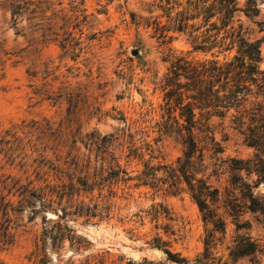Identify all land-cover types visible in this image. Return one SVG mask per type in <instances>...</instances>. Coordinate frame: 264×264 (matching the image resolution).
Masks as SVG:
<instances>
[{"label": "rangeland", "instance_id": "1", "mask_svg": "<svg viewBox=\"0 0 264 264\" xmlns=\"http://www.w3.org/2000/svg\"><path fill=\"white\" fill-rule=\"evenodd\" d=\"M248 1L236 0L241 9ZM250 1L257 14L234 20L246 42L259 43L264 69V0ZM180 10L163 0H0V189L48 186L56 209L43 212L36 201L11 216L13 242L0 249V264H176L165 251L194 264L211 233L216 264H264V214L235 215L224 204L229 161L259 154L233 130V111L209 121L221 153L200 143L195 165L196 177L219 190L223 232L203 221L187 191H166L168 169L144 168L173 166L183 154L179 137L162 128L171 63L211 58L193 51L190 30H175ZM143 172L156 175L148 185ZM253 192L264 201V182ZM244 233L259 252L233 259Z\"/></svg>", "mask_w": 264, "mask_h": 264}, {"label": "trees", "instance_id": "2", "mask_svg": "<svg viewBox=\"0 0 264 264\" xmlns=\"http://www.w3.org/2000/svg\"><path fill=\"white\" fill-rule=\"evenodd\" d=\"M172 8L181 9L176 13L175 30H190L191 45L194 52L211 53V58L199 62L176 58L171 63L165 79L164 101L169 120L163 124L165 132L179 137L184 147L183 154L174 165H160L145 169H168V191L172 195L187 191L197 206L204 222L213 227L214 232H223L224 224L218 217L214 205L219 200V190L206 180L196 177L195 165L202 161L204 143L213 153H221L219 144L212 138L209 121L216 117L222 119L229 111L231 125L243 138L247 147L259 154L253 161L241 162L231 159L228 172L229 189H226L225 206L231 213L239 215L242 209L251 213L264 214V201L254 195V188L264 182V69H261L259 43H248L242 37V27L235 24L234 15L242 12L246 16H255L257 9L248 1L245 9L238 7L236 0H163ZM200 20V26L190 22ZM203 28L197 36L195 32ZM234 50L233 56L218 61V54ZM213 51L217 55H213ZM255 102L247 106V99ZM259 99V100H258ZM177 113L176 120L171 115ZM181 121V123H180ZM244 174V177L243 175ZM155 173L143 172L140 180L144 185L155 178ZM255 176L254 182H248ZM1 184V183H0ZM14 181L7 190V185L0 189V249L9 247L13 242V220L11 216L21 213L28 205L38 201L42 211L53 209L54 201L43 189L34 190ZM182 186L184 188H182ZM6 193H2L3 191ZM237 191L239 197L234 194ZM16 198L14 205L7 197ZM36 213H33V215ZM237 230L245 229L244 223L236 224ZM57 239V238H56ZM213 234L204 242V251L194 264H216L211 249L214 244ZM259 252V245L248 234L237 236L230 251L233 259L252 256ZM169 260L176 264H188L186 259L165 251ZM41 262V260H40ZM139 264H153L147 262Z\"/></svg>", "mask_w": 264, "mask_h": 264}, {"label": "water", "instance_id": "3", "mask_svg": "<svg viewBox=\"0 0 264 264\" xmlns=\"http://www.w3.org/2000/svg\"><path fill=\"white\" fill-rule=\"evenodd\" d=\"M132 56H138V51L137 50H132L131 51Z\"/></svg>", "mask_w": 264, "mask_h": 264}]
</instances>
